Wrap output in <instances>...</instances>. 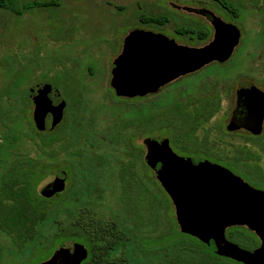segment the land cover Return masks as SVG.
Here are the masks:
<instances>
[{"label": "rangeland", "instance_id": "374dc122", "mask_svg": "<svg viewBox=\"0 0 264 264\" xmlns=\"http://www.w3.org/2000/svg\"><path fill=\"white\" fill-rule=\"evenodd\" d=\"M33 1L55 2L5 0L13 6L0 7V134L16 125L27 135L17 146L18 151L34 155L33 142L28 135L32 133L31 127H37L32 123L34 105L29 99V87L50 85L58 93L56 102H65L58 133L65 136L68 149L59 155L55 170L38 187L40 192L56 176L62 177L65 173L66 195L64 203L56 206L58 220L67 226L84 214L102 223H115L123 235L133 238L132 248L128 246L127 249L132 264H167L164 254L156 252L160 246L174 247L173 251L164 253H168L169 259L179 258L185 264H194L202 256L208 264H240L214 257L210 250L179 231L172 204L166 200L155 173L144 166L142 140L146 136L162 137L173 151L176 150L173 143H186L197 148V152L207 150L211 155L218 154L228 160L256 155L246 161L248 168L255 176L264 178V131L258 138H250L243 132L225 131L234 103L233 94L227 92L234 87V81L254 80L264 85V45L258 37L263 20L257 10L250 8L243 21L249 34L246 49L237 57L238 51L235 52L227 66L235 57L240 65L226 68V73L214 67L207 68L202 74L186 76L139 102L114 97L109 86L110 65L119 53L122 38L131 29L155 30L151 26H141L142 17L163 13L171 16L172 12L165 11L162 5L176 0H60L55 6L45 7H33ZM213 84L214 88L224 87L226 95L222 96L214 118L198 127L200 118L212 113L213 100L201 97L212 94ZM25 98L29 101L26 119L21 113ZM198 99H201L199 104L190 108ZM49 122L48 118L47 128ZM146 131L149 133L145 134ZM179 134L182 140L177 141ZM174 152L176 156L184 153ZM129 162H133L134 178L139 186L141 183L148 188L147 192L144 188L139 190L136 181H124L123 166ZM216 162L251 186L264 189V182L251 180L241 172L243 162L236 164L240 171L226 162ZM121 201L135 213L142 212L145 219L150 208L155 207L154 220L135 228L132 216L126 213ZM54 231L52 227L45 233V244ZM231 232L237 235V240L230 238ZM225 237L242 249L255 248V237L247 229H228ZM138 241L148 251L153 249L156 253L150 252L143 257L133 249ZM178 243H185L197 252L177 254L175 246ZM52 253L53 249L44 254ZM118 253L116 247L111 256ZM31 256L18 251L0 233V264H34L40 259L28 260Z\"/></svg>", "mask_w": 264, "mask_h": 264}, {"label": "water", "instance_id": "95a60500", "mask_svg": "<svg viewBox=\"0 0 264 264\" xmlns=\"http://www.w3.org/2000/svg\"><path fill=\"white\" fill-rule=\"evenodd\" d=\"M215 30L213 41L202 48L177 46L159 35L131 32L124 40L121 55L111 65L110 86L115 95L134 98L154 94L210 62L228 60L238 44L239 31L226 24L216 25ZM28 93L34 105L35 126L53 130L62 120L65 102H56L58 93L50 85L31 86ZM257 118L251 129L254 135L262 131L261 119ZM227 129L235 130L231 125ZM146 147V163L169 196L182 234L195 237L217 257L240 264H264V191L252 188L229 170L207 160L175 156L165 139H149ZM65 180V173L62 177L59 174L40 195L49 199L63 192ZM235 226L253 232L260 246L245 250L227 240L225 230ZM87 255L83 245L65 242L40 264H81Z\"/></svg>", "mask_w": 264, "mask_h": 264}, {"label": "trees", "instance_id": "16d2710c", "mask_svg": "<svg viewBox=\"0 0 264 264\" xmlns=\"http://www.w3.org/2000/svg\"><path fill=\"white\" fill-rule=\"evenodd\" d=\"M59 1L55 0L56 3H38L33 1L31 5L33 7L55 6ZM6 6L10 8L13 5L6 4L5 0H0V7L5 8ZM28 103L29 101L26 98L22 100L23 108L21 113L24 114V117L28 111ZM178 106L180 107V105ZM185 111L188 113L187 110ZM211 116L212 114L207 117H201L200 121L199 119L197 120L196 125L199 121V127L202 123L209 121L208 119ZM188 117L192 118L191 114ZM176 122L178 123L177 120ZM32 123L35 125L33 114ZM58 127L55 130L30 128L32 133L28 137L33 142L34 155L18 151L17 146L22 143V138H27V135H23V132L16 125L0 134V169L2 170L0 173V233L5 235L10 245L18 249V251H22L24 254H32L28 260L40 258L34 264L47 261L51 254L46 256L44 253L51 249L54 252L58 245L67 240H77L86 244L88 257L81 264H132L127 257L128 246L132 248L130 245L132 244V237L130 239L122 233L118 235L116 232L114 233L115 229L112 225H106L101 220L91 219L84 214L72 220L67 226H63L56 216V206L64 203L65 191L57 193L49 199L42 197L40 192H38L39 185L55 170L59 155L64 154L68 149L65 136L58 133ZM193 137L194 133L191 135V141H193ZM180 139L181 135L179 134L177 140ZM255 156L247 154L243 160L247 161L251 158H256L257 156ZM217 158L220 157L217 156ZM227 164L231 165L230 163ZM232 165L234 166V164ZM261 179L264 182L262 175ZM154 209L155 207L153 208V213ZM136 214L139 218V213ZM136 223L140 225L139 222L136 221ZM52 227H55V231L51 238L49 237V242L45 244L43 242L46 237L45 233L50 232ZM230 238L237 240V235L231 232ZM198 243L201 244L200 242ZM178 244V246H175L177 254L183 255L186 252H197L187 247L185 243ZM203 246L212 252L208 246ZM116 247L119 248L118 255L111 256L112 252H115ZM133 249L140 252L143 257L150 252L152 255L156 252L163 253V259L167 260V264H185L179 258H175L176 260L169 259L168 253H164L166 250L173 251L174 247L171 246L167 248L160 246L154 252L153 249L148 251L147 247L141 246L138 241L133 245ZM212 253L210 254L215 257L214 253ZM194 264L208 263L204 262L202 256Z\"/></svg>", "mask_w": 264, "mask_h": 264}, {"label": "flooded vegetation", "instance_id": "af4514ba", "mask_svg": "<svg viewBox=\"0 0 264 264\" xmlns=\"http://www.w3.org/2000/svg\"><path fill=\"white\" fill-rule=\"evenodd\" d=\"M162 8L167 12H172L171 16L167 15L166 13H163V14H158V15H154V16L146 15V16L142 17L140 19V22L142 24L141 26H146V27L151 26V27L155 28V30L151 31V30H144V29H140V28L131 29L125 35V37L122 38L121 43H120L119 53L113 61H115L121 55L122 50H123L124 40L133 31H142L145 33H151L154 35L162 36L164 38L171 40L177 46L188 47V48H202V47L207 46L208 44H210L213 41L215 31H216L215 30L216 25L226 24V25L234 26L239 31L238 44L233 49V52H232L231 56L229 57V59L224 61V62H218V61L210 62L209 64H206L205 66H203L200 70H198L192 74H189V75H195V74L200 75L203 73L202 72L203 70L210 68V67H214L213 69H219L223 73H226L227 72L226 68L233 69V68L237 67L238 65H240V63H238V61L236 60V57L238 56L239 53L244 51L248 45L249 34H248V31H247L245 25L243 24V21L245 19V15L247 14V12L249 11L250 8L256 9L257 10L256 12L259 14L261 19L263 20L262 25H261V31H260L258 37L260 39V42L264 45V0H176V2H172V1L164 2L162 5ZM237 51H238V53H237L234 61L232 62V64L227 66L230 59L233 57V55ZM113 61H112V63H113ZM112 63H111V65H112ZM111 65H110V80H111ZM189 75H186V76H189ZM186 76L180 77V78L174 80L173 82L165 85L164 87L160 88L154 94H147V95L142 96V97H134V98L118 97L115 95L113 89L110 86V80H109V86H110V88L113 92V95L116 99H121V100H126V101H133L136 99V101L140 102L146 97L156 95L163 88L167 87L170 84H173V83L179 81L180 79H182ZM215 86L216 85L213 84L214 90H213L211 95L201 97V99H207V100L212 99L213 100L212 101L213 102V105H212L213 109H212V113H211L212 114L211 119L214 118V115L217 111V108L220 107V103L222 101V96L226 95L225 94L226 91H225L224 87L221 86L220 88H218V87L214 88ZM233 86L234 87L231 88V90H229V91L227 90L228 94L229 93L233 94L234 103L231 107V110L229 111V119H228L227 124L225 125V131L227 133L243 132V133L247 134L250 138H258L264 131V85H261L260 83H257L254 80L236 79L234 81ZM54 99H56V98H54ZM200 100L198 99L197 103H195V105H191L190 108L196 107L199 104ZM177 104L184 107V104H182V103H177ZM63 111L65 112V110H63ZM260 111H262V112L260 113ZM257 117L259 119H261L262 131L259 135H254V134H252L251 129L254 128ZM63 118H64V114L62 116V120L60 121V123L58 125H61ZM151 122H152V120L146 122L145 125L140 124V127H142V126L145 127L148 123H151ZM58 125L54 128V130L58 127ZM230 125L232 127H234L235 130L228 131L227 128ZM147 132L149 133V131H146L145 134ZM153 138L164 139L162 137L146 136L142 140V146L144 148L143 163H144V166L146 168H148L150 172H154V170L150 166L147 165L146 160H145L147 155H148V150L146 147V141L149 139H153ZM177 141H179V140H177ZM173 144H174L175 149H176V150H174L175 152L176 151L177 152L184 151L183 155H177V157L199 158V159L207 160V161L214 163L216 165H219L221 167H223V166L216 161L227 162V163H230L231 165L234 164V167L236 169H237L236 164L239 161H241V162H243V168H242L243 171L241 170V172L243 174H245V176H247L251 180H258V181H260V183L262 182L261 181L262 180L261 175H259L257 177L254 174H252L250 171L251 169L248 168L249 164L243 160L244 158H235L234 160H228L226 157H221V155H218V154L211 155V153H209L207 150L205 151L202 149L203 151L197 152V150H198L197 148H194V146L186 145V143L175 142ZM255 145L257 146L258 144H255ZM169 147H170V145H169ZM171 151H172V153L174 152L172 149H171ZM217 156H219L220 158H217ZM238 159H241V160H238ZM214 160H216V161H214ZM123 167L125 168V170L123 172L124 177H125L124 181H136V179L134 178L135 172L133 171V162H129L128 164H125ZM223 168H225V167H223ZM247 168L249 169V172H247ZM253 168L255 170H257V172H259L257 167H253ZM225 169H227V168H225ZM227 170H229V169H227ZM237 170H239V169H237ZM230 172H232V171H230ZM154 173L156 175V172H154ZM234 175L240 177L237 174H234ZM119 179H120V181H122L121 178H119ZM156 180H157V178H156ZM245 183H247V182H245ZM137 185L139 186L138 182H137ZM248 185L251 186L250 184H248ZM251 187L256 189V190L264 191V189H258V188H255L253 186H251ZM143 188H144L145 192L148 191V188L143 186L140 183V186L138 189L143 190ZM163 192L165 193L166 197L165 196L164 197L166 198V200L170 201V198L166 194V192L164 190H163ZM121 203H122V201H121ZM170 203L172 204L171 201H170ZM122 204L124 205V210L126 211V213H128L132 216L131 223L133 224V226L135 228H140V227L145 225V222L150 223L154 220L155 214L153 213V208H150V211L148 212L147 217L145 219L143 217L144 214H142V212H136V213H139V215H140V217L138 218L137 214L134 212L135 210L132 211L128 206H126V204H124V202ZM172 206H173V204H172ZM173 208H174V206H173ZM174 214H175V208H174ZM136 221L139 222L140 225H137ZM164 222H165V224L162 228V231L164 230V227L166 225V220ZM104 224L112 225L113 228L115 229L114 233L116 232V234H118V235L121 234V231L119 230V228H117L115 223H104ZM177 227H178V225H177ZM233 228L234 229H237V228L247 229L244 226H241V227L235 226V227L227 228L226 230L233 229ZM226 230H225V232H226ZM249 232L251 234H253V236L255 237V241H256L255 245H254L255 248L252 249V250H255L256 248H258L260 246V240L258 239V237L253 232H251V231H249ZM187 236H189V235H187ZM189 237L197 240L195 237H192V236H189ZM65 242H75L77 244L83 245L86 248L87 253H88V249L86 247V244H84V243H80L77 240H67ZM65 242H63V243H65ZM87 257H88V255H87Z\"/></svg>", "mask_w": 264, "mask_h": 264}]
</instances>
